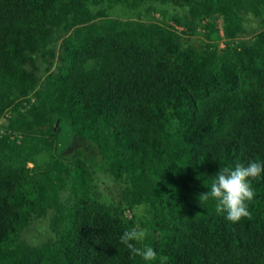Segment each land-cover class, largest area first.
<instances>
[{
    "label": "trees",
    "instance_id": "trees-1",
    "mask_svg": "<svg viewBox=\"0 0 264 264\" xmlns=\"http://www.w3.org/2000/svg\"><path fill=\"white\" fill-rule=\"evenodd\" d=\"M145 2L188 4L208 26L215 4L228 39L243 13L264 14V0H0V113L14 92L36 90L40 68L27 54L44 51L50 68L55 31L69 22L56 71L19 129L30 134L67 115L131 207H148L147 245L157 252L149 264H264V173L252 181L250 219L229 222L215 201H199L218 169L264 163V32L223 52L181 49L167 26L95 21L90 10ZM36 149L0 144V264H147L120 242L132 223L98 201L86 165L77 160L64 177L27 168ZM50 209L55 240L17 253L32 216Z\"/></svg>",
    "mask_w": 264,
    "mask_h": 264
},
{
    "label": "rangeland",
    "instance_id": "rangeland-1",
    "mask_svg": "<svg viewBox=\"0 0 264 264\" xmlns=\"http://www.w3.org/2000/svg\"><path fill=\"white\" fill-rule=\"evenodd\" d=\"M181 6L175 7L173 4L151 5L145 2L139 4L137 9H132L127 5L109 6L102 4L91 7L90 10L96 18L95 21H100L103 18L167 26L176 34L177 45L181 49L194 47L199 50L210 44L223 52L227 49H234L240 44L244 45V42L246 45L252 44L256 36L264 32V14H259L257 11L243 13L239 32L234 39H228L220 29L224 22L222 16L217 13L215 4L209 7V16H214V22L209 26L211 21L200 15L199 11L191 13L190 5ZM178 22L181 24L179 25ZM69 24L66 22L55 31L53 42L50 45L52 50L50 52H53L55 58L50 68L45 62L47 56L44 51L34 50L27 54L37 62L40 68L36 90L41 87L48 70L49 73L56 71L61 42L72 33ZM36 90L25 97H19L17 92L13 93L12 103L0 113V144L5 142L14 148L25 142L29 146H34V149L37 148V154L29 155L27 168L52 172L54 175L63 173L62 177L65 176L66 169H73L76 165L75 162L79 160L88 168L94 191L98 194V201L101 204L108 206L118 215L129 220L132 227L139 223L141 227L150 229L148 207L144 205L131 207L129 200L124 195L123 183L111 178L102 165L97 166L96 162L99 158L95 145L83 137L82 131H75L71 127L64 112L59 113L62 120L57 119L52 127H35L30 134H24L19 129L27 120L32 121L30 116L34 108H37ZM68 191V187L62 190V202L66 200ZM54 217V211L51 209L33 215L28 226L19 234L16 252L20 254L31 248L54 241L56 238V228L53 225ZM147 243L148 236L143 244ZM143 244H141L142 247ZM145 262L149 264L148 261Z\"/></svg>",
    "mask_w": 264,
    "mask_h": 264
},
{
    "label": "clouds",
    "instance_id": "clouds-1",
    "mask_svg": "<svg viewBox=\"0 0 264 264\" xmlns=\"http://www.w3.org/2000/svg\"><path fill=\"white\" fill-rule=\"evenodd\" d=\"M262 173L264 163L255 159H250L247 164L237 163L234 168L226 166L218 169L210 188L200 194L199 201H215V212L225 214V219L229 222L236 223L242 218L250 219L249 203L256 195L252 181L258 180ZM149 232L150 229L137 223L123 232L120 242L144 261H153L157 257L156 250L143 244ZM136 244H143V247H137Z\"/></svg>",
    "mask_w": 264,
    "mask_h": 264
}]
</instances>
